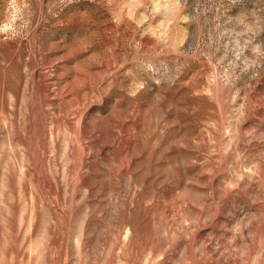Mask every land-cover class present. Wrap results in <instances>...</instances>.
Listing matches in <instances>:
<instances>
[{
  "label": "rangeland",
  "instance_id": "374dc122",
  "mask_svg": "<svg viewBox=\"0 0 264 264\" xmlns=\"http://www.w3.org/2000/svg\"><path fill=\"white\" fill-rule=\"evenodd\" d=\"M0 264H264V0H0Z\"/></svg>",
  "mask_w": 264,
  "mask_h": 264
}]
</instances>
